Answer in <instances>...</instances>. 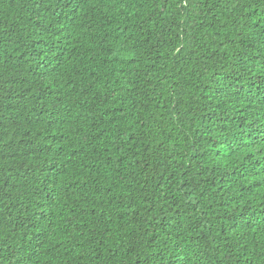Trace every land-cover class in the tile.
<instances>
[{
  "label": "trees",
  "instance_id": "trees-1",
  "mask_svg": "<svg viewBox=\"0 0 264 264\" xmlns=\"http://www.w3.org/2000/svg\"><path fill=\"white\" fill-rule=\"evenodd\" d=\"M0 264H264V0H0Z\"/></svg>",
  "mask_w": 264,
  "mask_h": 264
}]
</instances>
